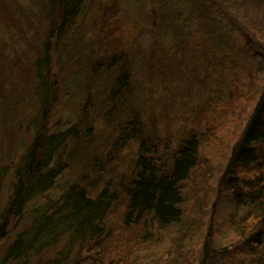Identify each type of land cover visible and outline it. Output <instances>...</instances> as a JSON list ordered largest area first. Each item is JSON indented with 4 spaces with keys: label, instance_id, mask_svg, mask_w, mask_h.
<instances>
[{
    "label": "trees",
    "instance_id": "trees-1",
    "mask_svg": "<svg viewBox=\"0 0 264 264\" xmlns=\"http://www.w3.org/2000/svg\"><path fill=\"white\" fill-rule=\"evenodd\" d=\"M263 8L0 0V264H264V89L216 184L197 174Z\"/></svg>",
    "mask_w": 264,
    "mask_h": 264
},
{
    "label": "rangeland",
    "instance_id": "rangeland-1",
    "mask_svg": "<svg viewBox=\"0 0 264 264\" xmlns=\"http://www.w3.org/2000/svg\"><path fill=\"white\" fill-rule=\"evenodd\" d=\"M261 18L258 23V29L254 32H249V40L252 41L258 55L255 56L256 70L249 75L241 77L244 86V91L240 90L238 95H232L230 101L227 99L223 104L219 105L217 114L213 117L211 123L213 127L203 130L200 142V170L198 175H204L211 179L214 184L220 178L223 169L227 165V161L231 156L232 148L236 141L240 138L242 130L248 122V118L254 112V108L259 102V98L264 86V8L261 11ZM242 20L239 19L241 23ZM236 91H238L236 89ZM240 94V95H239ZM180 105L176 102L173 108L177 111ZM175 129V127H174ZM5 176V175H4ZM8 176L5 178V180ZM4 181L0 184V199L3 200V191L5 190ZM35 204H33L34 206ZM32 207V206H31ZM21 224L18 226L20 228ZM18 230L15 229V231ZM15 233V232H14ZM13 233V234H14ZM227 229L220 230L216 235V241L221 244H226L232 237L229 236ZM165 246V245H164ZM161 244L149 247L152 251L161 252L164 250ZM60 246L52 248L50 253L46 256H41L38 261L32 264H48L56 262L55 264H70L73 255L63 258L60 256ZM75 252V251H74ZM73 252V253H74ZM2 253L0 254V256ZM55 260V261H54ZM137 263L141 261L137 258Z\"/></svg>",
    "mask_w": 264,
    "mask_h": 264
}]
</instances>
